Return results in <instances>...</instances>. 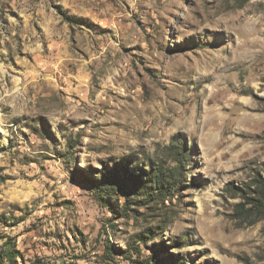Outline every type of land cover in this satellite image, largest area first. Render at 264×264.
<instances>
[{"label":"rangeland","instance_id":"rangeland-1","mask_svg":"<svg viewBox=\"0 0 264 264\" xmlns=\"http://www.w3.org/2000/svg\"><path fill=\"white\" fill-rule=\"evenodd\" d=\"M257 177L264 0H0V264H264Z\"/></svg>","mask_w":264,"mask_h":264},{"label":"trees","instance_id":"trees-1","mask_svg":"<svg viewBox=\"0 0 264 264\" xmlns=\"http://www.w3.org/2000/svg\"><path fill=\"white\" fill-rule=\"evenodd\" d=\"M251 188L256 191L252 192ZM235 190L238 189H230L232 192ZM239 192H241L240 196L244 200V204L236 206L235 214L238 219H241L247 225H252L258 218L264 217V178H255L251 185L247 187V190H240Z\"/></svg>","mask_w":264,"mask_h":264}]
</instances>
